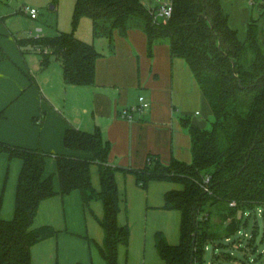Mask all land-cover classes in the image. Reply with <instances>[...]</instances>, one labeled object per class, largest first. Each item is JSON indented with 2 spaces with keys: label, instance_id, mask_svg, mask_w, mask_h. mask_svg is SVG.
<instances>
[{
  "label": "trees",
  "instance_id": "trees-1",
  "mask_svg": "<svg viewBox=\"0 0 264 264\" xmlns=\"http://www.w3.org/2000/svg\"><path fill=\"white\" fill-rule=\"evenodd\" d=\"M82 17L92 20L95 38L109 39L111 53L115 33L126 37L133 29L147 35L150 55L155 45H170L172 55L187 62L211 106L212 129L190 126L191 163L173 158L164 164L157 155H149L143 169L111 165V144L99 130L90 133L71 127L65 132V147L89 157L0 141V154L23 162L13 220L1 217L0 205V264H32V247L58 233L52 227L34 228L41 203L74 191L81 193L86 206L92 201L103 203L100 224L105 239L100 252L107 264H120L119 248L128 246L130 229L118 224V171L134 174L144 189L151 181L183 186L167 192L164 205L166 210L181 213L180 242L171 245L158 233L156 247L166 264H204L209 243L222 237L231 239L247 223L244 214L264 206V30L254 21L247 40L241 41L229 25L222 0H173V14L166 22L156 21L152 9L140 0H77L75 28ZM17 43L21 48L47 47V54L40 52L42 64L46 66L55 57L67 84H95L97 60L103 54L74 33L18 39ZM6 59L0 46V60ZM49 157L57 160L59 192L54 189L53 176L44 178ZM92 165L99 169L100 191L92 183Z\"/></svg>",
  "mask_w": 264,
  "mask_h": 264
},
{
  "label": "crops",
  "instance_id": "crops-1",
  "mask_svg": "<svg viewBox=\"0 0 264 264\" xmlns=\"http://www.w3.org/2000/svg\"><path fill=\"white\" fill-rule=\"evenodd\" d=\"M3 19L0 14V35L4 36L0 46L8 55L0 60L1 142L89 157L65 147V132L75 127L90 133L101 131L111 144L109 162L116 167L143 169L149 155H157L164 164L173 158L192 162L189 128H205L213 112L189 65L172 55L170 45L157 44L150 55L142 30H130L126 37L116 32L114 51L109 46V54L102 53L97 60L95 84L76 90L77 86L65 82L60 64L54 65L55 57L44 66L40 53V60L28 54L35 48L19 47ZM78 91H86L82 97L87 93L90 101L85 99L84 106L89 105L91 113L72 111ZM140 97L149 107L134 113L132 120L122 118L121 112L138 106ZM22 167V160L0 154L1 217L6 221L15 216ZM57 171L56 158L49 157L44 178L53 176L54 189L59 192ZM91 173L93 186L100 191L97 165H92ZM116 181L121 200L118 224L130 229L128 246L119 248V263L166 264L157 250L156 236L161 233L169 244H179L181 213L166 210L164 205L166 193L183 186L151 181L144 189L134 174L122 171L116 173ZM103 217V203L92 201L86 206L79 191L43 201L33 226L52 227L58 233L32 247V264H107L100 252L105 239L100 224Z\"/></svg>",
  "mask_w": 264,
  "mask_h": 264
},
{
  "label": "rangeland",
  "instance_id": "rangeland-1",
  "mask_svg": "<svg viewBox=\"0 0 264 264\" xmlns=\"http://www.w3.org/2000/svg\"><path fill=\"white\" fill-rule=\"evenodd\" d=\"M77 0H0V14L4 16L3 25L7 32L12 33L17 39L30 38V33L41 35H57L61 32L74 33L80 40L93 44L104 55L109 54V39L95 38L93 35L92 20L82 17L78 26L73 24L74 9ZM148 9L155 10L159 0H140ZM35 8L37 19H32L24 12V8ZM222 8L229 18V25L238 32L241 41H246L251 23L257 22L260 31L264 30V0H222ZM261 40L263 38L260 36ZM0 39L4 37L0 36ZM115 42V36H114ZM113 42V44H114ZM37 51H29L40 60ZM60 64L59 61H54ZM58 62V63H56ZM58 66V65H56ZM61 66V64H60ZM62 67V66H61ZM63 70V69H62ZM77 86L76 90H87L88 86ZM75 88V87H74ZM81 88V89H80ZM89 88V87H88ZM86 91H83L85 93ZM82 91L75 94L72 111L80 115L83 111L91 113V108L84 106L86 94ZM88 111V112H87ZM213 117L206 122L205 128L212 129ZM264 207H256L251 214L245 216L246 224H242L239 232L234 234L230 241L224 237L208 244L204 255V264H264ZM217 221V218L213 222ZM222 229V228H221ZM220 229V230H221ZM247 234V236H246ZM93 245L96 244L90 240ZM222 246H219V244ZM96 246V245H95ZM229 254L231 258L224 259Z\"/></svg>",
  "mask_w": 264,
  "mask_h": 264
},
{
  "label": "built area",
  "instance_id": "built-area-1",
  "mask_svg": "<svg viewBox=\"0 0 264 264\" xmlns=\"http://www.w3.org/2000/svg\"><path fill=\"white\" fill-rule=\"evenodd\" d=\"M24 12L28 15H30V17L32 19H37L38 15H37V10L35 8H29V7H25L24 8ZM152 13L154 15V19L156 21H163L166 22L168 19L171 18L172 14H173V0H159V4L158 7L155 10H152ZM41 37H44L43 35H41L40 32H38L37 34H33L32 32L30 33V38H35V39H40ZM36 51L43 52L45 54H47L49 52V49L47 47H36L35 48ZM149 107V103L146 101V99L144 97H140L139 98V105L135 106V107H131L128 109H124L121 112V117L127 120H132L133 119V114L136 112L142 113L144 110H146ZM210 181V178L207 177L205 179V183L208 184ZM264 207V206H261ZM260 212L262 214H264V211L260 210ZM250 212H247L244 214V216L247 215V217L250 215ZM247 236V234H246ZM227 241H230V239H228Z\"/></svg>",
  "mask_w": 264,
  "mask_h": 264
},
{
  "label": "water",
  "instance_id": "water-1",
  "mask_svg": "<svg viewBox=\"0 0 264 264\" xmlns=\"http://www.w3.org/2000/svg\"><path fill=\"white\" fill-rule=\"evenodd\" d=\"M194 244H195V240H194ZM192 260H193V258H192Z\"/></svg>",
  "mask_w": 264,
  "mask_h": 264
}]
</instances>
